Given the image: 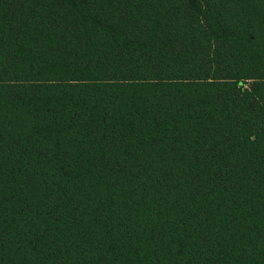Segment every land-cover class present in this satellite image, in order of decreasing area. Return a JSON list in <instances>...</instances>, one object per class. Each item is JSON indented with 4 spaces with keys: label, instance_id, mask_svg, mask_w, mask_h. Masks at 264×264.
<instances>
[{
    "label": "trees",
    "instance_id": "obj_1",
    "mask_svg": "<svg viewBox=\"0 0 264 264\" xmlns=\"http://www.w3.org/2000/svg\"><path fill=\"white\" fill-rule=\"evenodd\" d=\"M0 264H264V0H0Z\"/></svg>",
    "mask_w": 264,
    "mask_h": 264
}]
</instances>
